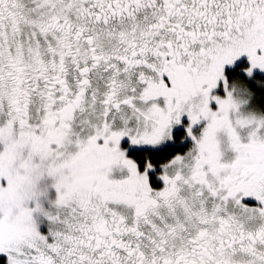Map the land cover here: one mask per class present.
Instances as JSON below:
<instances>
[{
	"label": "snow or ice",
	"instance_id": "snow-or-ice-1",
	"mask_svg": "<svg viewBox=\"0 0 264 264\" xmlns=\"http://www.w3.org/2000/svg\"><path fill=\"white\" fill-rule=\"evenodd\" d=\"M242 57L264 0H0V264H264Z\"/></svg>",
	"mask_w": 264,
	"mask_h": 264
},
{
	"label": "rangeland",
	"instance_id": "rangeland-1",
	"mask_svg": "<svg viewBox=\"0 0 264 264\" xmlns=\"http://www.w3.org/2000/svg\"><path fill=\"white\" fill-rule=\"evenodd\" d=\"M255 74H254L255 78L246 79V80L240 81L239 83H236V84L241 88L242 94L248 100V102L243 107V111L246 113H252V114H255L257 116L264 117V114L260 113L257 110L256 103H255V97L253 95L254 90L252 91L253 86H256L255 87L256 89L257 88H259V89L264 88V72H260L259 70H257ZM259 75H261L263 77L262 80L258 79ZM248 88H250L251 91H249Z\"/></svg>",
	"mask_w": 264,
	"mask_h": 264
},
{
	"label": "flooded vegetation",
	"instance_id": "flooded-vegetation-1",
	"mask_svg": "<svg viewBox=\"0 0 264 264\" xmlns=\"http://www.w3.org/2000/svg\"><path fill=\"white\" fill-rule=\"evenodd\" d=\"M245 67H250V65H249V63H248L247 58H246V57H242V58L237 62V68H236L237 71H236L234 74H232V75L230 76V77H232V78H236L237 76L240 77V79H239V80H236L235 83H239L241 80H246V79H248V78H245V77H244V74H243V73L239 72V69H241V68H245ZM228 70H233V69H228ZM255 75H256V74H255ZM255 75L253 76V78H255ZM257 75H258V74H257ZM253 78H252V79H253ZM258 79L262 80L263 77H262L261 75H259V78H258ZM154 186H155L156 188H160V187L162 186V183L159 182V181H154ZM252 203H255V202L253 201ZM41 231H42L43 234H47V232H48V227H47V224H46V223L43 224V225H41Z\"/></svg>",
	"mask_w": 264,
	"mask_h": 264
},
{
	"label": "trees",
	"instance_id": "trees-1",
	"mask_svg": "<svg viewBox=\"0 0 264 264\" xmlns=\"http://www.w3.org/2000/svg\"><path fill=\"white\" fill-rule=\"evenodd\" d=\"M236 71H237V69L236 70H228L229 76L234 74ZM241 81H243V80H241ZM255 87L256 86L252 87V91L254 90L253 95L255 97L256 107L260 113L264 114V88L260 87L261 89H259V88L256 89Z\"/></svg>",
	"mask_w": 264,
	"mask_h": 264
},
{
	"label": "clouds",
	"instance_id": "clouds-1",
	"mask_svg": "<svg viewBox=\"0 0 264 264\" xmlns=\"http://www.w3.org/2000/svg\"><path fill=\"white\" fill-rule=\"evenodd\" d=\"M248 90L251 91L250 88H248ZM233 96L234 99L242 105L248 102L247 98L242 94L241 88L235 82L233 84Z\"/></svg>",
	"mask_w": 264,
	"mask_h": 264
}]
</instances>
